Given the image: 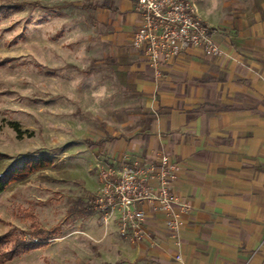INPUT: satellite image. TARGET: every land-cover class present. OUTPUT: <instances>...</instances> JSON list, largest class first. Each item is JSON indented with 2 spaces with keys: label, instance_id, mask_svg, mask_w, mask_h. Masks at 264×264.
Masks as SVG:
<instances>
[{
  "label": "crops",
  "instance_id": "obj_1",
  "mask_svg": "<svg viewBox=\"0 0 264 264\" xmlns=\"http://www.w3.org/2000/svg\"><path fill=\"white\" fill-rule=\"evenodd\" d=\"M260 1L245 6L239 0H207L197 9L213 29L219 56L192 48L159 66L141 52L124 63L142 101V125L101 144L102 167L117 170L124 162L168 156L179 166L172 182L179 197L177 227H169L170 216L146 203L145 237L134 242L121 236L115 216L107 233L98 235L102 264H264ZM134 2L113 0L117 11L98 4L101 22L115 29L114 45L126 40L131 47L142 24Z\"/></svg>",
  "mask_w": 264,
  "mask_h": 264
},
{
  "label": "rangeland",
  "instance_id": "obj_2",
  "mask_svg": "<svg viewBox=\"0 0 264 264\" xmlns=\"http://www.w3.org/2000/svg\"><path fill=\"white\" fill-rule=\"evenodd\" d=\"M188 1L198 9L207 0ZM100 3L0 0V176L8 178L0 236L29 231L30 215L58 229L47 245L6 264H102L101 144L142 125L143 108L123 68L140 52L126 40L114 45L115 29L94 8Z\"/></svg>",
  "mask_w": 264,
  "mask_h": 264
},
{
  "label": "built area",
  "instance_id": "obj_3",
  "mask_svg": "<svg viewBox=\"0 0 264 264\" xmlns=\"http://www.w3.org/2000/svg\"><path fill=\"white\" fill-rule=\"evenodd\" d=\"M142 24L131 38V47L141 52L153 66L176 60L189 49H200L207 57L221 54L213 39V29L188 0H135ZM179 166L168 156L155 162H124L121 168L102 172L99 198L101 219L108 226L117 216L121 236L139 242L145 237L146 214L151 203L170 216L169 227L176 228L174 207L179 197L172 188Z\"/></svg>",
  "mask_w": 264,
  "mask_h": 264
},
{
  "label": "trees",
  "instance_id": "obj_4",
  "mask_svg": "<svg viewBox=\"0 0 264 264\" xmlns=\"http://www.w3.org/2000/svg\"><path fill=\"white\" fill-rule=\"evenodd\" d=\"M19 8L22 6L19 5ZM95 9L98 6L94 7ZM103 10L117 11L113 6V0H103V3L100 6ZM17 127L18 125L15 124ZM38 160L34 161V164L42 163ZM8 178L6 176H0V195L5 191L8 184ZM83 213L87 216L94 214V206L90 205L83 210ZM32 223L30 230L27 232H20V237H15V229L8 231L6 234L0 236V264H6L13 261L15 258L36 250L41 249L49 243L57 234L58 229L52 228L50 230H45L41 228L36 221L35 216H29Z\"/></svg>",
  "mask_w": 264,
  "mask_h": 264
}]
</instances>
